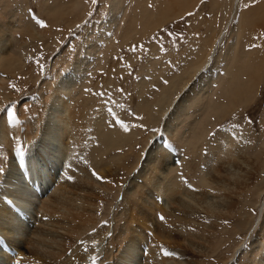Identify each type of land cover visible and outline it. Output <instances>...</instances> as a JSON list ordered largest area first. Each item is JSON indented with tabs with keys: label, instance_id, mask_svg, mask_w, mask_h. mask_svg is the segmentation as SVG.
<instances>
[{
	"label": "rangeland",
	"instance_id": "rangeland-1",
	"mask_svg": "<svg viewBox=\"0 0 264 264\" xmlns=\"http://www.w3.org/2000/svg\"><path fill=\"white\" fill-rule=\"evenodd\" d=\"M0 13V40L9 33L8 52L0 57V95L6 96L0 115L8 118L7 109L13 110V137L21 139L23 126H28L36 140V117L46 106L58 71L79 65V92L72 103L83 113L79 116L81 145L92 162L89 165L98 164L104 171L102 180L113 192L103 212L110 223L122 207L117 191L129 179L151 129H161L163 112L173 114L175 165L181 163L180 177L186 185L196 183L205 170L217 187L212 165L225 158L222 148L228 145L240 158L246 154L248 165L256 163L249 189L258 195L246 214L241 213L245 202L241 199L235 215L201 216L193 230L189 218L178 216L187 232H196V245L207 248L200 264H248L261 209L264 214L260 194L264 189V69L250 101L241 103V96L234 97L231 91L247 76L251 59L264 68V31L256 32L264 21V0H97L96 5L91 0H0ZM33 16L47 27L36 25ZM250 38L254 44L250 45ZM212 44L209 73L197 77L192 68L206 58ZM163 79L169 83L163 84ZM185 84L190 85L187 107L176 110L171 103ZM161 94L168 98L157 107ZM29 98L30 103L20 109L21 101ZM116 120L128 124L129 131L124 132ZM143 188L151 190L148 182ZM207 223L215 225V233L206 228ZM241 243L240 253L235 254Z\"/></svg>",
	"mask_w": 264,
	"mask_h": 264
},
{
	"label": "bare ground",
	"instance_id": "bare-ground-1",
	"mask_svg": "<svg viewBox=\"0 0 264 264\" xmlns=\"http://www.w3.org/2000/svg\"><path fill=\"white\" fill-rule=\"evenodd\" d=\"M262 24L264 21L257 26V33L264 31ZM5 29L10 28L6 25ZM8 34L0 40V57L8 52ZM252 39H249L250 45L255 43ZM212 45L206 58L192 68L197 77L209 73L212 61L209 57H213L215 47ZM235 51L236 42L231 49L233 57ZM249 67L245 79L236 87L232 86L235 90L231 93L234 97L240 95L241 103L254 98L252 90L263 80L259 74L263 66L251 59ZM79 79V65L58 71L46 106L36 117L34 141L28 126H23L21 139L14 138L11 132L15 125L0 115V143L3 145L0 166L6 169L0 174V264H92L93 256L97 258L96 264H200L207 248L196 245V232H187L178 216L189 218L193 230L201 216L235 215L241 199L245 202L240 210L246 214L258 195L249 189L255 177L250 171L258 169L253 167L256 163L248 165L246 154L240 158L228 145L222 148L227 152L225 158L218 161L223 169L218 168L219 163L212 165L219 181L217 187L205 170L189 187L180 177L181 163L175 165L178 149L172 142L174 115L169 116L165 111L161 129L150 135L143 149L146 156L138 157L129 179L117 191L122 207L108 223L103 212L113 192L102 180L104 171L98 164L89 165V157L81 145L83 127L79 116L83 113L72 103L79 92L76 87ZM189 89L190 85L185 84L171 107L183 111L188 104ZM167 98L166 94H161L155 105L163 106ZM5 100L6 96L0 95V112L4 110L1 103ZM30 101L31 98L23 99L20 109ZM165 141L173 150L163 147ZM17 143H21L20 147L26 152L24 158L15 153ZM261 147L264 149V144ZM93 171L102 179L97 180ZM146 182L151 189L148 192L143 188ZM22 189L27 193L21 203L15 197ZM260 194L264 196V189ZM171 213L178 218H168L166 214ZM159 216L165 219L161 221ZM258 221L260 226L251 243L248 264H264L262 209ZM209 224L206 228L215 233V225ZM242 247L241 243L235 254H239ZM164 251L173 255L165 256Z\"/></svg>",
	"mask_w": 264,
	"mask_h": 264
},
{
	"label": "snow or ice",
	"instance_id": "snow-or-ice-1",
	"mask_svg": "<svg viewBox=\"0 0 264 264\" xmlns=\"http://www.w3.org/2000/svg\"><path fill=\"white\" fill-rule=\"evenodd\" d=\"M91 3H92V5H96L97 0H91ZM149 7H151V5H149ZM245 7L247 8L248 5H245ZM88 15L91 16L92 13L89 12ZM189 15H191V13H189ZM33 20L35 21V24L38 25L40 28L43 29V28L47 27V25H46V23H45L44 20H42V19H38V18H36L35 16H33ZM77 27H80V26L77 25ZM135 50H136L135 48L132 49V51H135ZM209 59L211 60L212 57H209ZM42 68H43V65H41V69H42ZM196 79H197V77L194 76V77L192 78V83H195ZM162 83L165 84V85H167V84L169 83V81H168L167 79H163V80H162ZM156 90L158 91L159 89H156ZM120 107H123V105H120ZM109 112H111V109H109ZM7 115H8V120H9V122H10V123L13 122V110H12L10 107L7 109ZM137 119H141V120H142L143 117H137ZM116 123L119 125V127H120L124 132L127 133V132L129 131V125H128V124L124 123V122L121 121V120H116ZM132 127L143 128L144 126H143L142 124H133ZM145 130H148V129H145ZM151 131H152L153 133H156V132L159 131V129H157V128H152ZM209 135H214V134H213V133H209ZM163 147H164L166 150H169V151H170V150H173L171 144H169L167 141L164 142ZM15 153H16V155H17L18 157H20V158H24V157L26 156V152H25V151L19 146V143H17V146H16V148H15ZM141 155H142V157L146 156L145 153H142ZM5 159H6V157H5ZM5 171H6L5 167H4V166H0V174L5 173ZM92 175H93L97 180H101V179H102V177H100L95 171L92 172ZM69 179H71V177H69ZM185 183H187V181H185ZM189 187H191V186L189 185ZM158 218H159L161 221H163V220L165 219L163 216H159ZM108 235L111 236V233H109ZM163 254H164L165 256H171V255H173V253H172V252H169V251H164ZM96 259H97V258H96L95 256L91 257L92 264H96Z\"/></svg>",
	"mask_w": 264,
	"mask_h": 264
}]
</instances>
